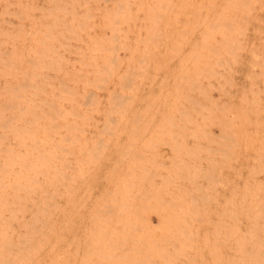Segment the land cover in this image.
I'll return each instance as SVG.
<instances>
[{"label": "rangeland", "instance_id": "1", "mask_svg": "<svg viewBox=\"0 0 264 264\" xmlns=\"http://www.w3.org/2000/svg\"><path fill=\"white\" fill-rule=\"evenodd\" d=\"M0 264H264V0H0Z\"/></svg>", "mask_w": 264, "mask_h": 264}, {"label": "bare ground", "instance_id": "2", "mask_svg": "<svg viewBox=\"0 0 264 264\" xmlns=\"http://www.w3.org/2000/svg\"><path fill=\"white\" fill-rule=\"evenodd\" d=\"M251 2H252V1H251ZM251 2H250V3H251ZM227 231H228V230H227ZM230 232H231V231H230ZM228 233H229V232H228ZM227 236H228V237H230L231 235H230V236H229V235H227ZM231 238H232V236H231Z\"/></svg>", "mask_w": 264, "mask_h": 264}]
</instances>
